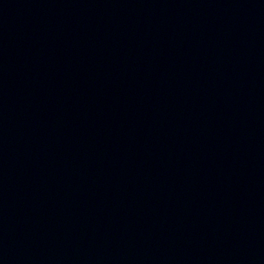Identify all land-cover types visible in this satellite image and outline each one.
Masks as SVG:
<instances>
[{
	"label": "water",
	"instance_id": "water-1",
	"mask_svg": "<svg viewBox=\"0 0 264 264\" xmlns=\"http://www.w3.org/2000/svg\"><path fill=\"white\" fill-rule=\"evenodd\" d=\"M0 264H264V0H0Z\"/></svg>",
	"mask_w": 264,
	"mask_h": 264
}]
</instances>
